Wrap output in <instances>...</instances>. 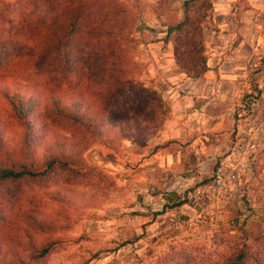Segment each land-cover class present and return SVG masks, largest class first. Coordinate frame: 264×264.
Listing matches in <instances>:
<instances>
[{"label":"rangeland","instance_id":"374dc122","mask_svg":"<svg viewBox=\"0 0 264 264\" xmlns=\"http://www.w3.org/2000/svg\"><path fill=\"white\" fill-rule=\"evenodd\" d=\"M26 1L0 0V8L8 6L12 38L32 45L35 56L58 37L65 20L57 14L56 33L24 27L19 12ZM99 1L123 5L119 43L134 78L159 98L154 109L163 113L160 124L143 135L141 120L106 114L100 86L86 83L56 88V95L67 107H78L88 128L46 119L29 137L0 94V159L29 162L37 170L47 159L56 160L44 178L0 183V264H264V45L251 46L242 59L243 83L233 95L215 106L204 89L208 117L184 116L191 133L155 148L151 138L172 120L152 89L166 85L158 65L167 43L155 51V59L146 47L162 38L161 21L171 13L157 17L155 0ZM6 53L10 60L0 63V88L27 98L31 91L24 85L42 78L27 74L33 56L19 59L9 46ZM163 72L172 76L171 70ZM40 86L37 91L46 99ZM200 158L204 162L197 165ZM168 191L182 196L183 203L168 207ZM44 245L49 251L32 258ZM242 250L246 253L237 260Z\"/></svg>","mask_w":264,"mask_h":264},{"label":"trees","instance_id":"16d2710c","mask_svg":"<svg viewBox=\"0 0 264 264\" xmlns=\"http://www.w3.org/2000/svg\"><path fill=\"white\" fill-rule=\"evenodd\" d=\"M173 3L174 0H155V9L159 12L157 17L164 12L166 15L171 13L161 21V41L170 43L173 63L184 77H201L207 71L203 31L213 29V2L181 0L176 10L168 8ZM24 4L19 12L20 19L23 26L31 30L56 33L58 30L54 21L57 14L65 20L58 37L50 39L41 53L34 56L32 45L13 39L10 35L13 19L5 16L4 12L8 6L0 8V63L10 60L6 53L9 46L10 53L19 59L25 55L33 56L27 74L42 76L38 82L24 85L31 91L27 98L11 94L6 86L0 88V94L10 111L24 128V135L32 136L36 126H45L46 119L66 120L88 128L78 107H67L56 95V88L78 89L86 83L100 86L97 91L98 96L100 94L99 104L106 114L131 115V119L125 117L122 120L127 122L141 120L145 127L143 135H149L157 129L163 115L154 109L155 102L159 105V98L134 78V72L119 43L125 31L122 4L114 2L105 6L99 0H28ZM26 8L29 9L24 11ZM35 11L40 14H35ZM33 14L28 25V19ZM15 51L19 53L18 56L13 53ZM14 83L11 80L12 86ZM39 86L46 93V99H41L37 91ZM1 136L0 130V151H3ZM55 162V158H49L44 168L37 170L29 162L0 159V183L44 178ZM164 195L170 208L183 203L182 196L176 192L168 191ZM48 251L49 245H44L34 249L31 257L41 258ZM245 253L244 250L240 251L237 260L243 258Z\"/></svg>","mask_w":264,"mask_h":264},{"label":"crops","instance_id":"0c3cea01","mask_svg":"<svg viewBox=\"0 0 264 264\" xmlns=\"http://www.w3.org/2000/svg\"><path fill=\"white\" fill-rule=\"evenodd\" d=\"M212 2L213 29L203 31L207 55V71L203 76L184 77L173 63L170 43H167L163 60L158 65L159 71L165 78H162V81L166 85L152 86V89L160 95L161 108L171 115L172 120L165 122L163 129L153 135L151 142L155 145H160L163 141L187 137L191 130L186 129L182 123L184 116L193 114V116L189 115L193 118L199 114L208 117V112L203 111V107L207 105V101L203 100L206 96L204 89L212 97L215 106H219L220 101L225 97L233 95L235 86L238 87L243 83L242 59L250 51L251 46L260 49V46L264 45V0H212ZM157 34H160V31ZM151 44L153 46H147L145 43L141 45L147 46L146 52L152 54L151 57L155 59L162 41L160 39ZM169 70L172 76L168 72H163ZM200 81L205 82V87L199 85ZM181 118L183 120H180ZM193 127L196 129L197 124L194 123ZM202 132L199 130L198 133ZM201 137L198 136L199 139ZM161 159L164 160L165 157L161 156ZM202 162H204L203 158L198 159L197 165H201Z\"/></svg>","mask_w":264,"mask_h":264}]
</instances>
